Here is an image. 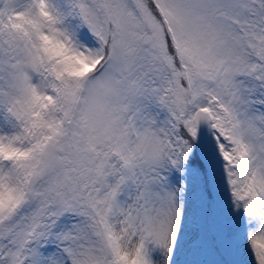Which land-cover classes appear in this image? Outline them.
I'll return each mask as SVG.
<instances>
[{
  "label": "snow or ice",
  "instance_id": "6c2138e0",
  "mask_svg": "<svg viewBox=\"0 0 264 264\" xmlns=\"http://www.w3.org/2000/svg\"><path fill=\"white\" fill-rule=\"evenodd\" d=\"M0 264H264V0H0Z\"/></svg>",
  "mask_w": 264,
  "mask_h": 264
}]
</instances>
